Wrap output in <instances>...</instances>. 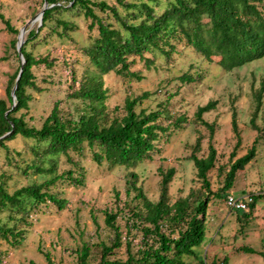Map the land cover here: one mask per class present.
Instances as JSON below:
<instances>
[{"label":"rangeland","instance_id":"374dc122","mask_svg":"<svg viewBox=\"0 0 264 264\" xmlns=\"http://www.w3.org/2000/svg\"><path fill=\"white\" fill-rule=\"evenodd\" d=\"M71 0H60L61 4H71ZM102 1V0H95ZM116 4L120 11L123 7L117 0H105ZM140 1V0H128ZM163 4L167 0H161ZM44 8V0H0V12L6 20L18 29L11 32L0 18V98L9 101L8 82L16 69L22 65V58L12 40L17 39L21 28L37 17ZM103 15L105 12L95 7ZM59 18L73 22L74 27L65 35L44 31L39 39L28 45L32 54L39 57L49 55L55 58L53 67L43 64L33 66L38 88H29L32 95L29 107L20 110L30 126L40 128L51 113L55 103L63 114L78 118L85 103L71 97V77L69 65L76 67L81 75L84 66L83 47L90 44L99 33L98 28H89L92 19L84 11L64 10L56 13ZM112 17V16H111ZM43 19V18H42ZM42 19L29 24L27 32L38 29ZM115 21L114 18H112ZM55 23V20L52 22ZM63 31V27H59ZM45 36H47L45 38ZM176 49L170 58L156 54L155 62L146 66L144 61L132 65L141 71L142 79L125 77L114 71L102 75L103 89L106 92L105 104L110 118L125 114L127 97H137L144 92L149 96L139 102L137 109H165L163 120L171 121L175 117L184 119L179 126L173 125L171 131L161 133L159 151L151 159L139 162L136 166L114 165L106 161L97 162L87 146L84 154L71 152V158L59 154L45 166L56 164L55 172L38 171L27 168L35 160L33 139L21 135L7 141L8 149L0 147V182H4L10 192L23 186L42 183L69 169L80 176L78 184L71 180H58L51 192L66 200L64 207L48 201L41 204L20 227L25 229L18 246L5 241L0 243L3 261L0 264H51L44 252H49L55 264H75L78 260L77 249L87 243L91 247L90 261L98 263L103 244L110 245L115 237L114 230L106 223V211H118L123 208L116 223L121 228L122 245L109 254L110 259H127V241L137 251L142 238L139 230L131 232L126 225L131 213L126 203L134 205L135 189L132 183L143 186L145 194L158 201L160 196L162 172L171 167L176 174L170 184V203L190 193L199 195L204 192L197 168L192 159L195 143L202 136L199 157L208 155L210 130L196 119L199 106L211 100L217 101L213 110L204 114V119L215 124L214 145L218 151L216 167L210 170L212 194L207 210V237L199 248L200 255L208 264H264V257L258 253L241 250L251 246L264 253V93L259 106L258 92L264 86V57L225 70L217 61L210 62L184 41H176ZM80 60V64L76 63ZM191 72L196 79L185 82L181 76ZM12 96V94H11ZM259 108V109H258ZM238 114L242 144L238 147V136L232 128V116ZM255 147V157L244 169L238 171L234 186L223 197L215 195L223 185L226 172L237 158L247 154ZM9 152V153H8ZM9 157V158H8ZM40 161V160H39ZM38 161V162H39ZM223 167H226L224 170ZM136 173V179L132 173ZM131 194H130V193ZM117 193L120 194L117 197ZM252 193L256 197L254 208L235 216L237 211L227 205V195ZM132 207V206H131ZM6 218V214L0 212ZM190 258L189 264H201V257Z\"/></svg>","mask_w":264,"mask_h":264},{"label":"trees","instance_id":"16d2710c","mask_svg":"<svg viewBox=\"0 0 264 264\" xmlns=\"http://www.w3.org/2000/svg\"><path fill=\"white\" fill-rule=\"evenodd\" d=\"M45 1H48L49 7L45 9L42 24L37 30L32 29L26 34L22 46L25 63L16 98L13 99L11 94L21 65L9 79V101L0 98V147L10 152L6 143L18 135L34 140L32 150L36 158L27 164L26 169L34 167L41 172L54 173L56 164L45 166V162L53 161L59 154H65L70 159L72 151L82 155L87 146L99 163L106 161L110 166H136L143 160L151 159L153 154L159 151L157 142L161 133L168 134L174 124L179 126L184 121L181 117H175L171 121L163 120L169 117L165 116L164 108L138 110L137 105L149 96L148 92L137 97H127L125 114L110 118L106 110V92L102 81V75L106 73L114 71L128 78L142 79L141 71L133 69L132 65L140 59L146 66H151L158 53L170 58L176 49V41H184L207 61L212 62L218 57L217 62L228 71L264 57V0H167L165 4L161 0H117L124 11L105 0H71V4L67 5L61 4L60 0H44V4ZM95 7L105 13L99 14ZM74 9L84 11L85 16L92 19L89 28L92 30L97 27L99 32L90 44L83 47L82 74L79 75L76 67L68 64L73 88L70 95L85 103L83 111L78 118L66 116L55 103L40 128L30 126L24 114L17 113L29 107L32 95L28 89L38 88L33 66L43 64L51 68L56 60L49 55L35 56L30 52L28 45L39 39L45 30L48 35L58 33L63 36L68 33L69 29L74 27L73 22L57 17L56 13ZM0 18L4 20L9 31L18 32L1 12ZM54 20L55 23H52ZM60 26L63 31H59ZM17 41L12 40V46L15 48ZM76 61L80 64L79 59ZM181 79L191 82L196 76L188 72L183 74ZM263 93L264 86L258 92L259 106ZM216 104L217 101L211 100L199 106L196 111V119L202 122L211 134L208 155L199 157L196 154L201 149L202 136L198 137L192 154L204 192L199 195L190 193L171 204L170 184L176 174L175 167L161 171L158 201H152L145 194L143 186L130 182L131 191L135 189L137 192L134 200L138 201L134 205L126 203L131 210L126 225L129 232L136 229L142 233L138 250L134 251L132 242L128 240L126 260L108 257L122 245L121 228L116 221L123 208L116 212L107 210L106 223L115 232L113 242L110 245L103 244L98 263L90 261L91 247L83 243L77 249L78 260L75 264H189L190 258L199 257V248L207 237V210L210 194L213 193L209 173L216 167L218 157L214 145L215 124L205 120L204 114L213 110ZM232 128L238 136V147L242 144V137L236 111L232 116ZM255 150L256 148L252 147L247 154L231 163L224 185L215 195L223 197L231 190L238 171L253 160ZM74 173V170L69 169L42 183L29 184L14 192H10L4 182H0V212L6 214V218L0 216V243L5 241L18 246L25 233V229L20 225L26 224L41 204L52 201L59 207H64L66 200L50 190L60 179L71 180L76 184L81 182L80 176H75ZM136 176L133 172L132 178L136 179ZM119 196L117 193V197ZM255 204L254 195L250 207L254 208ZM230 209L241 214L245 212ZM244 215L249 216L246 213ZM241 250L258 253L264 257L263 252L251 246H243ZM44 255L51 264H55L49 252H44ZM200 257L201 264H208L202 255ZM2 261L0 251V263Z\"/></svg>","mask_w":264,"mask_h":264},{"label":"water","instance_id":"95a60500","mask_svg":"<svg viewBox=\"0 0 264 264\" xmlns=\"http://www.w3.org/2000/svg\"><path fill=\"white\" fill-rule=\"evenodd\" d=\"M49 5H48V1H45V4H44V8L43 10L40 12V14L33 18L32 20H30L23 28H21L20 30V33H19V36H18V41H17V49H18V52L20 54V57L22 58V65H21V68H20V71H19V75L17 77V81H16V84L14 86V88L12 89V97L13 99L16 98V90L18 88V84H19V80L21 78V75L23 73V69H24V63H25V58H24V55H23V52H22V46L25 42V38H24V35L25 33L27 32V28L29 26V24H32L34 23L36 20H41L43 18V15H44V12H45V9L48 8Z\"/></svg>","mask_w":264,"mask_h":264},{"label":"built area","instance_id":"2783aa9c","mask_svg":"<svg viewBox=\"0 0 264 264\" xmlns=\"http://www.w3.org/2000/svg\"><path fill=\"white\" fill-rule=\"evenodd\" d=\"M226 201L230 208L248 211L251 203L254 201V195L252 193H246L237 196L234 193H230Z\"/></svg>","mask_w":264,"mask_h":264},{"label":"crops","instance_id":"0c3cea01","mask_svg":"<svg viewBox=\"0 0 264 264\" xmlns=\"http://www.w3.org/2000/svg\"><path fill=\"white\" fill-rule=\"evenodd\" d=\"M239 214H241V213H238V212L236 213V215H237V216H235L236 219L239 218Z\"/></svg>","mask_w":264,"mask_h":264},{"label":"clouds","instance_id":"9594fccd","mask_svg":"<svg viewBox=\"0 0 264 264\" xmlns=\"http://www.w3.org/2000/svg\"><path fill=\"white\" fill-rule=\"evenodd\" d=\"M230 194V193H229ZM240 196V195H239ZM250 209V208H249ZM242 211H244V210H242ZM249 211V210H248Z\"/></svg>","mask_w":264,"mask_h":264}]
</instances>
